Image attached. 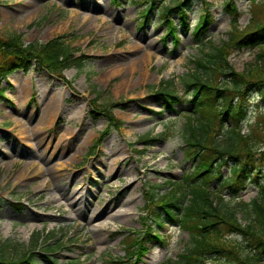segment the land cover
<instances>
[{
  "label": "rangeland",
  "instance_id": "374dc122",
  "mask_svg": "<svg viewBox=\"0 0 264 264\" xmlns=\"http://www.w3.org/2000/svg\"><path fill=\"white\" fill-rule=\"evenodd\" d=\"M139 1L0 0L2 37L20 34L25 45L63 37L74 57L89 59L80 69L64 70L62 80L40 69L0 81V244L10 243V257L30 247L36 233H53L55 238L47 239L51 246L64 243L47 254L40 250V264H113L111 259L124 254V235L135 232L144 235L145 248L137 264L175 261L184 251L186 232L166 222L158 225L154 215L144 216L150 207L146 192L152 185L167 191V181H181L196 164L187 158L184 143L185 118L195 106L181 78L195 69L194 59L210 51L207 40L215 46L226 40L230 17L223 7L226 0H190L187 31L179 26L177 14H169L179 39L175 42L167 36L161 10L181 0H154L146 19V4ZM236 7L243 28L250 2L236 1ZM205 10L211 21L197 46L193 29ZM261 49L235 50L229 64L242 72L256 63ZM170 80L180 99L173 110L164 108L156 88ZM96 97L97 105H111L119 128L93 109ZM247 105L241 126L245 135L264 118V88L251 89ZM260 127L264 130L263 122ZM102 132L101 143L91 152ZM255 149L254 167L239 194L245 203L257 197L258 184L264 185L259 155L264 144ZM230 170L231 163L221 169L223 179ZM219 185L210 184L213 190ZM222 194L233 206L228 191ZM237 217L246 223L243 208L237 207ZM147 226L158 238L145 235Z\"/></svg>",
  "mask_w": 264,
  "mask_h": 264
},
{
  "label": "trees",
  "instance_id": "16d2710c",
  "mask_svg": "<svg viewBox=\"0 0 264 264\" xmlns=\"http://www.w3.org/2000/svg\"><path fill=\"white\" fill-rule=\"evenodd\" d=\"M190 0L177 1L173 7H163L161 16L168 24L167 36L175 42L176 26L169 20L171 12L177 14L179 26L187 31L189 24L185 8ZM238 0H226L224 11L230 17V31L227 39L219 45L207 40L205 46L210 51L203 53L202 58L193 60L195 69L181 78L183 84L191 89L190 103L195 106V113L187 118L184 124L186 156L196 160L191 171L179 182H166L167 191L161 192L158 186L148 187V198L151 206L146 216L154 215L159 225L168 223L178 226L187 232L188 242L176 261L164 264H261L264 262V185L258 184L257 197L245 203L239 200V194L245 190L248 174L254 167L255 147L264 144V130L260 119L250 127V134L241 133V124L246 118L247 97L251 89L261 91L264 88V0H249V21L244 28L238 25L239 13L235 5ZM146 4L145 18L155 6L154 0H141ZM207 5V3H205ZM201 15L193 30L195 44H200L209 27L211 17L208 10ZM56 37L46 43L25 45L22 36L13 33L0 35V81L15 71L28 72L30 69L45 70L63 79L66 69L84 66V55L74 57L69 45ZM166 38V37H165ZM261 47L256 63L242 72H236L229 64L228 57L235 50ZM261 62L260 64L258 62ZM158 93L163 98L164 108L173 110L180 102L175 94L174 82L162 81ZM98 99L92 101L93 109L106 116L109 126L116 129L121 122L112 114L111 105H97ZM95 112V113H97ZM95 116L94 111L90 112ZM225 122H230L226 127ZM102 132L95 145L102 141ZM93 146L94 149L96 146ZM264 162V152H260ZM231 163L229 177L223 179L221 169ZM220 183L213 190L210 184ZM228 191L231 206L225 201L223 191ZM237 207L244 209L246 223L242 224L237 217ZM146 236H154L147 226ZM230 236L241 238V242ZM43 238V240H41ZM55 238L51 233L44 236L34 235L31 246L25 251L10 257L7 247L10 243L0 244V264H40L38 254L61 249L62 242L55 241L56 246L47 244V239ZM124 256L112 259L113 264H137L145 252L142 236L125 235L122 241ZM46 244V246H44ZM50 264H80L70 260Z\"/></svg>",
  "mask_w": 264,
  "mask_h": 264
},
{
  "label": "bare ground",
  "instance_id": "6f19581e",
  "mask_svg": "<svg viewBox=\"0 0 264 264\" xmlns=\"http://www.w3.org/2000/svg\"><path fill=\"white\" fill-rule=\"evenodd\" d=\"M83 19H84V20H86V16H85V17H83ZM143 64H145V63H143ZM143 78H144V77H143ZM26 168H27V167H26ZM58 170H59V169H58Z\"/></svg>",
  "mask_w": 264,
  "mask_h": 264
}]
</instances>
